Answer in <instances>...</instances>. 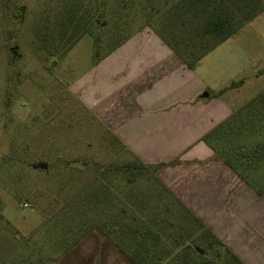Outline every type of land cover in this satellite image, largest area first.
Listing matches in <instances>:
<instances>
[{
	"label": "rangeland",
	"instance_id": "1",
	"mask_svg": "<svg viewBox=\"0 0 264 264\" xmlns=\"http://www.w3.org/2000/svg\"><path fill=\"white\" fill-rule=\"evenodd\" d=\"M73 2L80 8L86 5L93 15L106 13L108 19L103 25L92 21L89 33L81 34L70 49L58 48L51 56L42 46L41 34L56 27L58 14ZM113 2L0 0V204L10 220L31 212L39 218L32 236L46 257L41 264H130L114 241L97 228L89 229L94 216L86 205H78L83 201L81 191L90 189L100 170L109 167L97 183L107 182L118 197L112 206L107 203L112 208L108 212L118 213L125 205L124 218L130 216L128 204L136 188L161 191L153 171L140 175L123 171L135 158L70 91L73 81L85 82L91 68L90 73H95L97 61L112 51L116 39L157 23L149 17V6L143 8L139 0L127 10ZM97 3L99 8L94 10ZM257 23L264 34V11ZM259 41L262 67L264 38ZM246 67L241 77L250 79V61ZM258 142H264V123L237 139L211 141L217 149ZM250 177L264 178V162ZM98 207L102 214L96 218L104 219L106 202Z\"/></svg>",
	"mask_w": 264,
	"mask_h": 264
},
{
	"label": "crops",
	"instance_id": "2",
	"mask_svg": "<svg viewBox=\"0 0 264 264\" xmlns=\"http://www.w3.org/2000/svg\"><path fill=\"white\" fill-rule=\"evenodd\" d=\"M263 11L192 67L144 27L98 60L84 83L70 84L84 108L135 159L156 165L157 180L243 264H264V192L218 159L205 139L264 90ZM249 61L250 79L241 77ZM0 214V264L44 263L32 236L35 213L10 220L0 204Z\"/></svg>",
	"mask_w": 264,
	"mask_h": 264
},
{
	"label": "trees",
	"instance_id": "3",
	"mask_svg": "<svg viewBox=\"0 0 264 264\" xmlns=\"http://www.w3.org/2000/svg\"><path fill=\"white\" fill-rule=\"evenodd\" d=\"M134 2L114 0L113 4L127 10ZM139 4H145L143 8L149 6V17L156 18L157 22L151 25V29L188 67L264 10L262 0H139ZM80 6L73 2L64 7L57 16L56 27L50 32H42L40 40L49 55H55L58 48L70 49L81 34L90 32L88 27L92 21L103 25L108 19L106 13L99 14L97 11V15H93L86 5L83 8ZM93 8L98 10L99 4ZM129 36L116 39L115 45L109 49L113 50ZM236 83L231 82L230 86ZM261 123H264V90L215 127L207 137L221 142L237 139L256 131ZM213 139L205 140L215 156L259 193L264 192V178L250 177V172L264 162V142L225 145L217 149L211 143ZM156 168V165H147L135 159V163L125 164L123 171L140 175L147 170L154 173ZM100 171L95 174L96 180L90 189L81 191L80 199L83 201L77 204L82 208L86 205V211L94 216L95 222L89 223V229L97 228L114 241L130 264H243L222 240L157 180L155 173L153 179L160 192L148 187L146 190L136 188L131 193L134 200L128 204V218H124L125 205L118 213L108 212L112 208L107 203L112 206L118 197L107 182L97 183V179L105 178L109 167ZM102 201L106 202L107 212L104 219H97L102 214L98 207Z\"/></svg>",
	"mask_w": 264,
	"mask_h": 264
}]
</instances>
